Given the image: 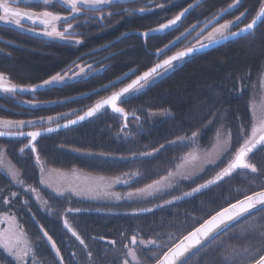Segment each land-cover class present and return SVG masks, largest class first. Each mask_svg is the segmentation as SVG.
<instances>
[{
	"label": "trees",
	"instance_id": "obj_1",
	"mask_svg": "<svg viewBox=\"0 0 264 264\" xmlns=\"http://www.w3.org/2000/svg\"><path fill=\"white\" fill-rule=\"evenodd\" d=\"M161 2H164L161 3L164 6L150 14L127 15L119 8L120 10L110 18L94 19L88 22L85 28L81 27V20L76 21L78 26L75 30L80 34L78 38L82 40L78 46L0 25V73L5 74L13 83L22 86L39 85L52 75L66 70L73 61H78L85 68L90 64L92 69L97 70L93 72L90 69L89 75L76 81L37 89L35 93H4L0 97V118L31 119L39 122L40 117L46 119L48 116L59 115V124L66 122L68 118H77L98 99L110 95L111 91L125 86L136 75L154 66L158 49L164 48L192 24L202 21L205 24L214 20L215 16L220 15L221 10L227 9L234 0H201L198 7L186 13L179 31L144 37L141 33L158 27L195 0H189L187 3L185 0L178 3L175 0ZM259 7L260 0H242L240 5L224 13L218 23L234 21L236 16L247 10L245 16L237 22L238 27L242 28L251 22ZM196 30L198 28L186 38L177 41L176 45L166 49L160 59L187 45ZM73 70L79 71L74 66ZM132 70H135V74H132ZM125 73L130 75L122 82L118 81ZM262 73L264 21L255 31L242 38L176 62L175 68L156 77L151 86L120 103V107H123L128 115H132L127 121L128 127L123 131V118L105 109L85 123L40 137L35 142L37 153L45 167L51 169L59 168L70 172L75 168L84 174L106 177L122 175L124 172H138V176L131 181V186L121 184L116 187V191L123 195L135 187L151 183L160 174H166L168 169L180 163V157L185 155L188 149L167 147L151 157L136 159L133 158V153L138 157L140 152L152 151L154 147H159L168 140L179 135H191V132L197 129L201 130V147L209 149L216 126L214 120L219 121L220 110L223 111L224 121L233 133V150L238 147L237 128L241 123L249 129L251 127L252 113L249 102L254 91L251 86L255 84V91L258 90ZM111 81H117V86L105 89L104 85ZM25 101L29 103H24ZM32 104L37 107L33 108ZM68 113H71L70 117L62 115ZM133 113L139 116V120L135 119ZM51 126H56V122ZM30 130L38 129L25 128V131ZM27 140L0 138V145L5 149L6 161L19 169L26 184L40 189V195L48 201L52 211H49L42 201L38 203L31 193L24 192L22 187L11 184L3 171H0V210H10L9 214H15V224L23 228L29 241L36 242L35 264H59L50 244L47 243V238L43 237L40 231L41 227L61 250L64 264H122L123 257H118L116 250L127 251L124 249L125 243L135 247L131 245L133 234L139 233L138 240L155 238L170 246L178 243L183 235L194 230L203 220L227 207L229 203L243 199L245 194L264 189V153H253L252 162L258 167L257 173L248 172L247 176L234 174V178H226L220 186H213L212 189L179 201L175 205L154 208L152 212L130 214L134 209L154 207L160 202L152 198H149L151 202L138 203L128 200L104 201L71 197L69 203L65 198L56 197L49 189L39 184L40 173L39 167L35 165V154L30 153V150L23 154L19 151ZM99 153L111 154L116 159L105 161ZM122 156L127 159H119ZM201 175L203 179L197 178L195 183L183 181L180 192L190 190L197 183H203L214 173L206 170V173ZM237 189L241 191L237 192ZM12 192L18 193L14 199L11 197ZM180 192L173 194L179 195ZM5 197L9 198L8 205L2 204ZM25 201H28L27 207ZM68 207L82 210L79 213H67L63 217L69 220L85 240L88 250L93 254L91 261L84 246L63 226V217L59 213H64ZM50 217L58 220H49ZM254 219L255 222H261L264 221V216L257 213ZM0 222L3 225L8 224L5 221ZM170 232L173 233L171 239L168 236ZM157 233L160 235L157 236ZM101 236L105 239L100 240ZM93 237L96 239H92ZM108 240H114L115 246L109 245ZM218 243H222L223 247H257L259 237H241L240 229L237 228L232 238L224 236ZM164 251H167L166 247H161L155 253H149L145 249L142 255H157ZM73 252L76 253L75 259ZM221 256L222 249H209L201 252L199 256L192 257L189 264H223ZM0 264L17 262L0 250ZM27 264H33L31 256ZM142 264L149 262L144 260Z\"/></svg>",
	"mask_w": 264,
	"mask_h": 264
},
{
	"label": "snow or ice",
	"instance_id": "obj_2",
	"mask_svg": "<svg viewBox=\"0 0 264 264\" xmlns=\"http://www.w3.org/2000/svg\"><path fill=\"white\" fill-rule=\"evenodd\" d=\"M128 2H137V0H0V22L4 26H15L23 29L25 25L23 21H29L30 25L27 26V31L32 34H39L44 37L63 41L76 46L82 43L79 39V33L74 29L73 22L83 19L84 23L91 22L92 16L87 15L91 12H99L101 19L110 18L114 15L113 12L108 11L107 17L104 16L105 10L113 7H120L121 12L127 15L135 13L145 14L153 9L145 4L138 9H129L123 7ZM201 0H195L187 7L183 8L178 14L174 15L166 22L160 23L158 27L151 28L146 32L141 33L144 37L155 36L157 34H168L173 31H179L182 18L189 12L190 9L198 7ZM242 0H234L229 4L227 9L221 10L220 15L215 16L214 20L208 21L203 24L196 32L194 37L195 43L189 42L183 48L176 50L172 55H167L166 58L160 59V55L164 54L166 49L177 44L182 38H186L194 29L197 28L196 24L181 32L179 36L171 40L164 48L158 49L157 62L144 71L142 74L135 76L130 83L118 90L111 91L101 99H98L94 105L90 106L83 115H78L76 119H67L63 125L59 124L61 116H48L36 120H7L0 119V138H28L27 143L19 149L20 153H25L30 150V153L35 154V165L39 167L40 179L39 184L48 188L56 197H63L71 203L70 198L76 197L79 199H103V200H128L131 202H144L149 198L159 200L154 207H145L134 209L130 214L139 215L141 213L152 212L154 208H165L172 206L179 201H184L189 198L201 194L213 188V186H220L221 182H225L226 178H234L237 176H247L248 172L257 173L258 167L253 160V153H264V73L259 78V92H256V85L253 84V96L249 102L250 111L252 113V122L250 129L241 123L236 132V138L239 146L234 148L232 143L233 133L229 129L227 123L224 121V113L220 110L219 127L216 129L214 142L209 149H204L200 145L201 130L197 129L191 132V135H179L175 139L168 140L162 143L159 147H154L152 151L133 153V158L151 157L167 147H175L180 149H188L185 155L180 157V163H176L175 167L168 169L166 174H160L151 183H146L143 187H135L123 195L120 192L113 191L114 187L118 184L131 186V181L138 176V172L131 173L124 172L122 175L114 177H106L104 175H92L78 172L73 168L70 172L63 171L59 168L46 169L41 160L40 155L37 153L35 142L38 137L44 134L52 133L60 127L68 128L70 125L83 121L87 117H92L98 112H101L106 107L110 108L113 113L120 114L127 120L128 113L123 107L118 106L119 103L126 102L131 96L140 93L146 87L151 86L156 77L162 76L164 73L175 68L176 62H182L186 57L193 55L196 52L207 48L210 44H217L220 41H228L250 34L257 22L264 18V0H260L259 11L253 17L251 22L247 23L244 27H238L237 22L245 16V12H241L235 20H227L224 23H218L224 13L230 9L240 5ZM20 5H24L23 7ZM59 5L63 8L68 15H61L52 9L54 6ZM36 6L39 10H34ZM163 4L156 5V7H163ZM212 25L211 30L207 32L206 36L201 39V34ZM38 25H42V31L37 32ZM83 26V25H81ZM238 28V30H233ZM127 35V33L125 34ZM206 41V42H205ZM196 45H199L197 47ZM73 66L79 71H74ZM93 72L97 71L92 69V65H87V68L81 66L78 61H73L63 72H58L52 75L49 79L44 80L41 84L35 86H22L11 82L7 79L5 74L0 73V93H10L16 95L19 93L30 92L35 93L37 89L51 88L53 85L66 83L69 80H75L78 77L89 75L88 70ZM103 71V69H99ZM135 74V70H132ZM130 74L125 73L118 78L122 82ZM241 80L243 78H240ZM117 81H111L109 84L104 85L105 89L110 87L115 88ZM258 98V99H257ZM24 103H29L25 101ZM33 108L37 107L36 104L31 105ZM64 117H70L71 113L62 114ZM135 116V114L133 113ZM139 120V116H135ZM239 119V117H237ZM56 122V128L51 124ZM212 123V121H209ZM47 124L48 126H44ZM206 126V125H205ZM37 128L38 130L25 131V128ZM128 127L127 123L123 125V129ZM40 128L43 131L39 130ZM88 155H92L88 153ZM105 161L109 159H116L111 154L99 153L98 154ZM5 149L0 145V171H3L9 178L10 183L17 187H22L24 192L31 193L37 202H43L48 206V210L52 211V207L48 205V201L44 200L40 195V189L31 184H26L21 176L19 169H17L11 162L5 164ZM119 159H127V157H119ZM207 171L213 172L210 178L197 183L195 187L190 190L180 192L183 181H191L195 183L197 178L203 179L202 173ZM239 170V171H238ZM83 182H79V181ZM237 189V192H240ZM180 192L179 195L173 194ZM18 195L17 192H12L11 197L14 199ZM170 197V198H165ZM231 199V197H229ZM9 198L2 199L3 205L9 204ZM28 206V201L24 202ZM255 210V211H253ZM82 211L80 208L68 207L64 213H59L62 217L67 213H79ZM10 210H0V221H5L9 224L8 228L0 230V250L7 253L8 256L13 257L17 264H27L28 258L31 256L33 264H35L34 249L37 246L35 241H29L27 234L23 228L15 224L16 215L9 214ZM259 213L264 216V189L254 191L252 194H245L243 199H237L234 203H229L227 207H223L216 211L209 218L203 220L202 223L194 230L189 231L179 239L178 243L171 244L155 238L138 240L139 233L131 236V245L124 244L123 250H116L118 257H123L122 264H142L147 260L149 264H189L194 256H199L201 252L209 249H222V262L223 264H264V221L255 222V217ZM64 228L71 233L80 245L84 246L89 261L92 260V252L88 250V245L80 234L72 227L68 219L63 220ZM240 229V236L244 238L253 235L259 237V245L257 247L249 246H231L223 247L222 243H218L220 238L228 236L232 238L235 230ZM40 231L43 237L47 238V243L50 244L52 251L55 253V258L58 259L59 264H64V258L61 255V250L57 247L56 242L41 227ZM123 235V234H122ZM160 233H157L159 236ZM173 233H168L171 239ZM92 239H96L93 237ZM104 240V237H99ZM109 245L115 246L114 240H108ZM161 247H166L167 251L157 255H142L145 249L149 253H155ZM73 258H76V253H72ZM258 257V258H257Z\"/></svg>",
	"mask_w": 264,
	"mask_h": 264
},
{
	"label": "flooded vegetation",
	"instance_id": "obj_3",
	"mask_svg": "<svg viewBox=\"0 0 264 264\" xmlns=\"http://www.w3.org/2000/svg\"><path fill=\"white\" fill-rule=\"evenodd\" d=\"M158 1H159V4H161V3H164V2H161L162 0H137V2H128V3H126V4H124L123 5V7H126V8H129V9H138V8H140V7H143L145 4H148L149 5V7H151L153 10L152 11H150V12H146L145 14H150V13H154V12H156L157 11V9H160L161 7H156V5H159L158 4ZM163 1H165V0H163ZM181 1H184V0H175V2H181ZM186 1V3L189 1V0H185ZM20 6H24V5H20ZM120 7H113V8H111V9H108V10H105V12H104V16L105 17H107V15H108V11H111V12H113V13H117L118 12V10H120L119 9ZM33 9L34 10H39L36 6H33ZM50 10H53V11H55L56 12V10H59V11H61L60 12V14L61 15H68V14H65L64 13V9L63 8H61L59 5H56V6H54L52 9H50ZM141 14V13H140ZM87 15H89V16H92L93 17V20L94 19H99V20H101V14L99 13V12H91V13H87ZM24 25H25V27L23 28V29H21V28H17V27H15V26H7V27H9V28H12V29H17V30H21V31H27V26L28 25H30V22L29 21H23L22 22ZM203 23H204V21H202V22H200V23H198V24H196L197 25V28H198V30H199V28L203 25ZM80 24L81 25H83V26H81L82 28L84 27L85 28V26L86 25H88V23H84V21H83V19H81V22H80ZM0 25L1 26H4V24L2 23V22H0ZM78 26V22H76V21H74L73 22V27H74V29L76 28ZM80 26V25H79ZM6 27V26H5ZM37 27V30H41L42 31V29H43V26L42 25H38V26H36ZM195 30V29H194ZM198 30H196L195 31V34L188 40V42H187V45H189V42H191V43H195V40H194V37L196 36V32L198 31ZM211 30V28H210V24H209V28L208 29H206L205 30V32L204 33H202L201 34V39L203 38V36H206L207 35V32L208 31H210ZM38 32V31H37ZM53 40V39H52ZM55 41H58V42H63V41H59V40H55ZM196 46H199V45H196ZM90 70V69H89ZM80 77H78L77 79H79ZM77 79H75V80H69L68 82H71V81H76ZM135 79V78H134ZM2 95H4V93H0V97L2 96ZM0 119H4V118H0ZM7 120H10V119H7ZM67 122V121H66ZM62 124V123H61ZM25 139H28V138H25ZM6 160V159H5ZM7 164H8V162H7ZM49 167H46V169H48ZM50 169V168H49ZM58 220V218H55V217H50L49 218V220ZM65 218L63 217V220H64ZM80 220H83L82 218H80ZM63 226H64V223H63ZM59 229H60V227H59ZM66 229V228H65Z\"/></svg>",
	"mask_w": 264,
	"mask_h": 264
},
{
	"label": "water",
	"instance_id": "obj_4",
	"mask_svg": "<svg viewBox=\"0 0 264 264\" xmlns=\"http://www.w3.org/2000/svg\"><path fill=\"white\" fill-rule=\"evenodd\" d=\"M185 15H186V14H185ZM183 18H184V17H183ZM183 18H182V19H183ZM263 21H264V18H261V20L257 22V25L254 27L253 31H255V30L261 25V23H262ZM253 31H252V32H253ZM252 32H251V33H252ZM246 35H248V34H245L244 36H246ZM242 37H243V36H242ZM242 37H239V38H242ZM239 38H236V39H230V40H228V41H220V42L217 43V44H210L207 48H204V49H202L201 51L196 52V53H194L193 55H191V56H189V57H192V56H195V55H198V54H201V53L207 52V51H209V50H211V49H214V48H216V47H218V46H221V45H223V44H225V43H227V42H230V41H233V40H237V39H239ZM197 47H199V46H197ZM189 57H186L185 59H187V58H189ZM118 106H120V103L118 104ZM105 109H108V110L111 111V109L108 108V107H106ZM105 109H103V110H105ZM103 110H102V111H103ZM111 112H112V111H111ZM98 113H100V112H98ZM98 113H97V114H98ZM112 113H113V112H112ZM83 114H84V113H83ZM83 114H82V115H83ZM97 114H96V115H97ZM113 114L122 117V118H123V121H124V124L127 123V121H128L129 118H132V115H128L127 120H125L124 117L121 116L120 114H117V113H113ZM96 115H94V116H92V117H87V118H86L85 120H83V121H78V123H76V124H74V125H70L68 128L73 127V126H76V125H79V124H82V123H85V122L89 121L90 119L94 118ZM75 119H76V118H75ZM64 123H66V122H64ZM64 123H62L61 125H63ZM53 128H56V126H54ZM65 129H67V128L60 127V128H58L56 131H54V132H52V133H56V132H58V131H62V130H65ZM41 131H43V130H41ZM52 133H47V134H44V135H42V136L49 135V134H52ZM42 136H41V137H42ZM25 138H26V137H25ZM39 138H40V137H38L37 140H38ZM9 139H14V138H9ZM253 211H255V210H253Z\"/></svg>",
	"mask_w": 264,
	"mask_h": 264
},
{
	"label": "rangeland",
	"instance_id": "obj_5",
	"mask_svg": "<svg viewBox=\"0 0 264 264\" xmlns=\"http://www.w3.org/2000/svg\"><path fill=\"white\" fill-rule=\"evenodd\" d=\"M206 42V41H205ZM260 91V89H259V87H258V90L256 91V92H259ZM258 99V98H257ZM214 122H215V124H216V126H215V131H214V135H213V138H212V140H211V143H210V147H211V144L214 142V138H215V134H216V129L219 127V121H218V119L217 120H214ZM25 130V129H24ZM209 147V148H210ZM4 162H5V164H7V161L5 160V157H4ZM49 169V168H48ZM51 169V168H50ZM79 182H83L82 180L81 181H79ZM121 184H118V185H116L115 187H114V189H113V191H116V187L117 186H120ZM123 185V184H122ZM42 186V185H41ZM42 187H44V186H42ZM45 188V187H44ZM46 189H48V188H46ZM49 191H51L50 189H49ZM52 192V191H51ZM30 194V193H29ZM104 201H106V200H104ZM107 201H109V200H107ZM9 227V225L8 224H2L1 222H0V230H2V229H5V228H8Z\"/></svg>",
	"mask_w": 264,
	"mask_h": 264
}]
</instances>
